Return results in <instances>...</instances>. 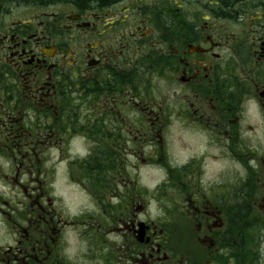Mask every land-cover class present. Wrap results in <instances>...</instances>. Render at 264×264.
<instances>
[{"label": "flooded vegetation", "instance_id": "af4514ba", "mask_svg": "<svg viewBox=\"0 0 264 264\" xmlns=\"http://www.w3.org/2000/svg\"><path fill=\"white\" fill-rule=\"evenodd\" d=\"M0 264H264V0H0Z\"/></svg>", "mask_w": 264, "mask_h": 264}, {"label": "rangeland", "instance_id": "374dc122", "mask_svg": "<svg viewBox=\"0 0 264 264\" xmlns=\"http://www.w3.org/2000/svg\"><path fill=\"white\" fill-rule=\"evenodd\" d=\"M150 213L152 214V216L155 217V215H156V210H155V207H154V206L150 208Z\"/></svg>", "mask_w": 264, "mask_h": 264}]
</instances>
